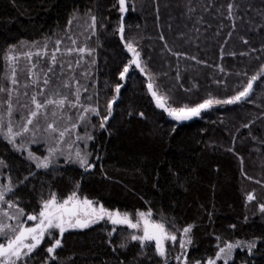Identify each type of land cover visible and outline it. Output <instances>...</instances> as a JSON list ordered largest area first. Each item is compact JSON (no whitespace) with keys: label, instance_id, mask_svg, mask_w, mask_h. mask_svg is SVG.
<instances>
[{"label":"trees","instance_id":"trees-1","mask_svg":"<svg viewBox=\"0 0 264 264\" xmlns=\"http://www.w3.org/2000/svg\"><path fill=\"white\" fill-rule=\"evenodd\" d=\"M126 6L122 13L118 0H0V87L7 88L12 50L34 44L47 53L49 69L62 42L82 44L92 50L83 53L92 64L91 105L98 111L91 119V168L63 162L37 168L4 137L7 92H0V180L12 189L5 202L34 215L50 194L62 200L76 191L110 210L151 212L177 236L169 241L174 249L191 225L188 264H203L234 240L255 247L252 254L237 251L229 264H264V0H126ZM81 21L73 44L69 30ZM128 41L140 52L143 72L129 63ZM254 75L245 100L214 104L182 121L158 107L147 87L154 81L169 107H194L236 95ZM109 227L103 220L65 233L48 264H177L154 243L142 246L123 228L110 235ZM44 246L31 264H44Z\"/></svg>","mask_w":264,"mask_h":264},{"label":"rangeland","instance_id":"rangeland-1","mask_svg":"<svg viewBox=\"0 0 264 264\" xmlns=\"http://www.w3.org/2000/svg\"><path fill=\"white\" fill-rule=\"evenodd\" d=\"M81 24H83L82 21L80 22V24L75 23L72 26V28L69 30L70 38L73 35V32H75L76 26L78 27L82 26ZM75 33L77 36H80V32H75ZM92 34H94V31L92 32ZM85 38L86 37L83 36L82 39ZM72 40L73 39L71 38V41ZM70 43L71 42L69 43L62 42V44H66V45L61 46V50L56 52L57 61H59V65L54 66L55 64L51 62V57L48 58L49 67L53 69L52 72L48 71L47 59H46L47 57H45V52H40L39 50H35L36 47L34 44L26 46V48L24 49L23 48L19 49V51L12 50L9 53V55L16 57V59L15 60L8 59L9 65L7 66L6 75H5V81L7 83L8 91L7 94L5 93L4 99H5V113L8 119L5 121L6 129L3 131V134L5 139L11 142L18 151L20 152L23 151L26 157L31 162H33L35 166L37 161L31 159L29 154L31 153L32 155L39 157L40 160H43L45 157L50 156V152H49L50 149H55L56 151L55 154L50 156L52 163L49 165V167L56 166L60 162L81 167L79 163L73 162L76 159L75 153L77 151H80L82 155L85 153L89 154L88 159L90 164H92V160H94V156L92 155L91 151L88 149L89 140H90L88 139V137H90V134H92L93 131L91 119L93 116L97 115V113H93L91 111L88 112L84 111L85 108L96 109V107H92L91 105L93 97L95 96L94 92L96 91V83L93 80V77L91 79V71L93 72V68H91L92 64L90 59L89 58L85 59V54L83 52L73 51L69 53L67 51L68 48L78 49V48H85V46L82 44L80 46H73ZM126 50H128L127 47ZM29 52L33 53L30 59L25 57V54ZM37 52H40L41 55L36 56L35 53ZM128 52L130 53L131 59H133L134 58L133 53L130 51ZM85 53L87 56V51H85ZM78 55H82L83 57L81 59L82 61H84L83 64L81 63L79 69H78V65L75 64L76 62H78L76 58ZM139 59L141 60V65H142L143 64L142 59L140 57ZM19 60L20 62H22L21 64ZM33 64H35V67H32ZM69 64H71V67H69ZM13 68L15 69V78L17 80V83L15 85L11 83ZM33 73H35V76L33 75ZM45 73H47V77L50 78V82L48 85H45L43 83V80L46 78ZM126 75L127 73L125 74V77ZM125 77L123 79H125ZM149 82L150 80L148 81V83ZM65 85H67V87H65ZM77 91L79 92L80 103L77 104L76 107H71L67 103L63 107H57L56 105H48L46 109L41 110V113L38 115V117L33 118V124L27 125L29 131L22 132V125H25L27 119L30 118L29 117L30 110L35 109V105H33L31 102L32 95H36L39 92H43V96L37 95V99L40 101H43L44 99L55 100L62 98L63 96H68L70 100L75 101L76 97L74 94L77 93ZM149 93L151 95L150 91ZM89 97L91 99H89ZM152 99L156 103V100L153 96ZM9 102L11 103V113H9L8 110ZM87 102L88 105L86 104ZM166 107L169 106L166 105ZM162 109L165 110L164 108ZM206 110H202L201 112ZM53 113L55 114L53 115ZM81 115L85 117L83 120L79 119ZM196 117L198 116H194L191 119ZM9 124H11L13 128V132H22L20 136L15 137L14 142L10 141L7 135V128ZM49 124H53V126L56 127L58 131L52 132L50 129H48ZM73 124L76 125L75 128L72 127ZM65 128H67L68 131L66 132L64 137L59 138V131H63ZM77 137H80L81 139H77ZM33 148L41 150V154L32 151ZM81 168L86 169L89 167L85 166ZM9 187L10 186L8 182H6L5 184L0 180V191H5V189ZM8 192L9 191H5V197L8 194ZM80 199L83 200L84 198H80ZM101 205H102L101 203L93 202V207L99 208ZM104 208L113 212L119 211V210H110L106 207ZM5 212L7 213V215L4 214ZM119 212L121 214L127 213L122 211ZM138 212L148 213L149 211L138 210L133 214L128 213L129 217L132 219L133 222H136L138 218L136 214ZM11 217H18V219H11ZM150 219L153 222L161 223L154 218V215L152 213ZM24 220H26V215L20 216L16 207L8 206V203L5 202V198L3 201H0V223L11 224L13 227H16L20 221H24ZM102 221L103 220H99L96 223L90 224L86 228H89L95 224H99ZM37 222L38 221H27L26 226H32ZM107 224L110 226L109 228L111 235H113L119 228L127 229V232L130 233L129 235L130 239L133 234L135 235L143 234L142 228L132 229L127 225H114L108 219H107ZM142 224L143 221H141V225ZM86 228H72L67 230L65 233L74 230H85ZM55 238L62 239V237H60L58 234V230H53L52 236H46L45 240L31 254H29V256L24 257L23 264H31L32 262L31 259L33 258V256L45 244L46 246H44L45 247L44 251L47 252V248L50 247L52 243H54ZM186 238L187 237H185L182 232L178 240L180 241L181 239H186ZM169 241L170 240L165 241V253L167 254L170 253V255L173 256V259L171 258V260H176L177 264H184L185 260L187 261L186 255L189 249L191 248V244L185 248H182L179 245L177 248L174 249V247L170 245ZM5 242H6L5 239L3 237H0V243H5ZM136 242H139L141 244V242L138 240H136ZM149 243L151 242H145L143 245ZM152 243L155 244V242L153 241ZM252 243L253 241H243V240H234L231 242H225L223 244L218 245L214 257L210 259L215 260V264H229L230 262L233 261L235 253L239 250L246 251L248 254H252L255 247L254 246L251 249H249V245ZM229 244L235 245V247H233L231 251V254L230 255L221 254V256L217 258L216 254L219 252L220 248L226 249V246ZM52 254H49L47 252L48 257L44 260L43 262L44 264L49 263ZM178 256L181 257V259L179 260L176 259V257ZM208 260L209 259H207L206 262H204L203 264H207ZM17 264H21V262H17Z\"/></svg>","mask_w":264,"mask_h":264},{"label":"snow or ice","instance_id":"snow-or-ice-1","mask_svg":"<svg viewBox=\"0 0 264 264\" xmlns=\"http://www.w3.org/2000/svg\"><path fill=\"white\" fill-rule=\"evenodd\" d=\"M120 11L126 12L128 10L126 6V0H118ZM232 5H229V8H231ZM92 24L89 27H94L96 23V18L93 16L92 18ZM71 23V22H70ZM125 29L123 24H121L119 28V32L121 33V39H124L123 33ZM57 45H59L60 41L58 40ZM73 44L76 43L75 40L72 41ZM15 46H13L14 48ZM47 45H45V48ZM126 47L128 51L133 53L134 59L130 61V64H134L136 68H139L141 72L144 71V68L141 67V60L140 52L136 51L135 47L133 46L132 41H128L126 44ZM60 51L59 47H57L52 53H51V62L53 64L57 63V56L56 52ZM67 51L69 53L73 51H79V52H85L88 51L91 53V49L86 48H78V49H72L68 48ZM47 54V53H45ZM33 53L29 52L25 54L26 58H31ZM36 56H40L41 53L37 52L35 53ZM9 60H15L16 57H13L11 55L8 56ZM194 59V57H193ZM32 67H35V64L32 65ZM69 67H71V64H69ZM49 72H52L53 69L49 68ZM129 72V66L126 65L120 73V77L123 79L125 77V74ZM35 76V73H33ZM45 79L43 80V83L45 85H48L50 82V78L47 77V73H45ZM257 80V76H252L246 86H244L242 91H239L236 95L226 99V100H216L214 98L205 99L202 103L195 105L194 107H188L185 105L184 107L180 108H174V107H166V101L167 97L158 95L157 91L154 90V81H151L148 83L147 87L148 90L151 92V95L155 98L157 106L160 108H164L168 115L176 119L177 121L182 120H188L191 119L194 116H199L201 114L202 110H206L211 108L214 104H234L241 100H245L247 97L250 96L253 90V82ZM11 83L15 85L17 83V80L15 78V69L13 68L12 71V78ZM67 87V85H65ZM121 85L117 84L115 87V91L118 94L120 92ZM7 88L0 87V92H7ZM86 91V89H85ZM37 95L43 96V92H39L36 95L31 96V102L33 105H35L34 110H30L29 117L26 121L25 125H22V132H28L29 128L27 125L33 124V118L38 117V115L41 113V110L46 109L48 105H56L57 107H63L66 103L69 104L71 107H76L77 104L80 103V96L79 92L75 93V101H72L68 98V96H63L59 99H44L43 101H40L37 99ZM89 99H91L89 97ZM116 97H113V101L108 104V116L111 115V107L112 103L115 101ZM9 113H11V103L9 102ZM85 112L91 111L93 113H97L98 111L95 108H85ZM55 113H53L54 115ZM143 115V114H141ZM108 116H105L103 118L104 121L108 119ZM85 117L81 115L79 119L83 120ZM101 127H104V123L102 122ZM73 128L76 127L75 124L72 125ZM48 129H50L52 132H57L58 129L53 126V124L48 125ZM68 131L67 128H65L63 131H59V138H62L65 136L66 132ZM22 132H13V128L11 124H9L7 128V135L10 141L14 142V139L16 136H20ZM77 139H81L80 137H77ZM88 139H91V137H88ZM55 149H50V156L55 154ZM31 159H34L37 161L36 166L38 168H48L49 165L52 163L50 156L45 157L43 160H40L39 157H36L29 154ZM87 153L81 154L80 151H77L75 153L76 159L73 161L74 163H79L81 167H89L91 168L93 165L89 163ZM0 164H3V161H0ZM78 187V186H77ZM12 189L9 187L5 189V191H11ZM5 191H0V201H3L5 198ZM254 197L252 195L248 196L249 200H252ZM9 207L14 206L11 201H7ZM261 209L264 210V205H261ZM18 213L20 216H24V210L18 209ZM7 215V213H4ZM138 217L136 222H133L132 219L129 217L128 213L121 214L119 211H109L105 209L102 205L99 208L93 207V201L88 200L87 198H84L81 200L76 191H73L70 195L67 196V198H64L62 200H58L57 195L55 193L50 194V198L43 201L42 208L39 211L37 215H26V220L20 221L16 227H13L11 224H3L0 223V237H3L5 239V243H0V264H17V262H21L23 264V258L29 256L44 240L46 236H52L53 230H58V234L60 237H63V234L72 228H86L90 224L96 223L99 220L105 219L107 217L108 220L112 222L114 225H127L128 227L132 229H140L142 228V235H135L133 234L131 236V239L136 241H140L143 245L145 242H152L155 241L156 251L159 255L164 256L165 255V241L171 240L176 241L177 236L174 234H169L166 230L164 223H157L151 221V212L145 213V212H138L136 214ZM11 219H18V217H11ZM27 221H38L32 226H26ZM141 221H143V224L141 225ZM192 226L189 225L183 229V234L186 239H181L179 241L180 246L182 248L187 247L192 243V240L189 236V233L191 232ZM111 235V233H110ZM61 246V239L55 238L54 243L51 244L50 247L47 248V252L49 254H52L56 248ZM123 247V245H121ZM255 246V243L249 245V249ZM235 247V245L229 244L225 248H220L219 252L216 254L217 258L221 256V254H227L230 255L231 251ZM176 259H181V257H176ZM184 264H187V261L185 260ZM196 264H199V262H196ZM207 264H215V260L209 259Z\"/></svg>","mask_w":264,"mask_h":264},{"label":"flooded vegetation","instance_id":"flooded-vegetation-1","mask_svg":"<svg viewBox=\"0 0 264 264\" xmlns=\"http://www.w3.org/2000/svg\"><path fill=\"white\" fill-rule=\"evenodd\" d=\"M103 220L107 221L106 217H105V219H103Z\"/></svg>","mask_w":264,"mask_h":264},{"label":"water","instance_id":"water-1","mask_svg":"<svg viewBox=\"0 0 264 264\" xmlns=\"http://www.w3.org/2000/svg\"><path fill=\"white\" fill-rule=\"evenodd\" d=\"M134 59V58H133ZM171 117V116H170ZM173 118V117H172ZM153 242H155V241H153Z\"/></svg>","mask_w":264,"mask_h":264}]
</instances>
